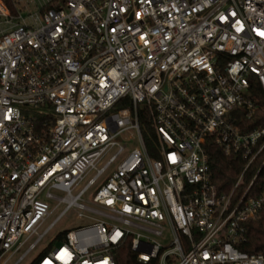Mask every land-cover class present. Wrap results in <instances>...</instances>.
<instances>
[{"label":"built area","instance_id":"obj_1","mask_svg":"<svg viewBox=\"0 0 264 264\" xmlns=\"http://www.w3.org/2000/svg\"><path fill=\"white\" fill-rule=\"evenodd\" d=\"M20 1L0 0V264H116L125 239L158 264H264L236 246L264 179L219 193L205 149L245 159L234 186L264 151L233 112L262 107L264 0Z\"/></svg>","mask_w":264,"mask_h":264},{"label":"trees","instance_id":"obj_2","mask_svg":"<svg viewBox=\"0 0 264 264\" xmlns=\"http://www.w3.org/2000/svg\"><path fill=\"white\" fill-rule=\"evenodd\" d=\"M49 6H53L49 4ZM257 85L251 86V91L258 94V99L262 107L251 116L247 117L243 108L234 109V122L245 130L253 127L264 126V94L259 91ZM143 136L147 143H152L154 132L149 121L144 117L142 121ZM205 149L208 154V164L211 179L219 193H230L232 191L233 200H237L251 183L246 192V196L257 195L259 185L264 179V151L252 162L242 173L236 186L235 182L242 171L245 159L239 153H225L221 146L213 138L207 137ZM154 154V153H153ZM155 155V154H154ZM260 168L257 174L256 170ZM242 233L236 241V246L247 252H264V203L254 218L242 222ZM116 264H158L156 258L140 260L136 252L132 249L128 239L115 245L111 250Z\"/></svg>","mask_w":264,"mask_h":264},{"label":"rangeland","instance_id":"obj_3","mask_svg":"<svg viewBox=\"0 0 264 264\" xmlns=\"http://www.w3.org/2000/svg\"><path fill=\"white\" fill-rule=\"evenodd\" d=\"M23 2L27 3V9L33 12H39V2L38 0H23L18 3V5H21ZM22 14L25 15L27 14V10L23 9ZM0 20L3 21L2 23L4 24V18L0 17ZM82 220L78 217L75 216V214L71 211L66 212L59 220L58 222L54 225V227L51 229L49 233V237H52L55 235L57 232L67 229L73 225H76L77 223H80ZM48 240V239H47ZM43 245H40L37 247V250L35 253H37ZM33 259V255L25 259L21 264H29Z\"/></svg>","mask_w":264,"mask_h":264}]
</instances>
